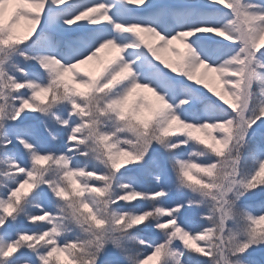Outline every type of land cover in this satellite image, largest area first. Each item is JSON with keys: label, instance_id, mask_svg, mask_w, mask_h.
Returning <instances> with one entry per match:
<instances>
[{"label": "snow or ice", "instance_id": "snow-or-ice-1", "mask_svg": "<svg viewBox=\"0 0 264 264\" xmlns=\"http://www.w3.org/2000/svg\"><path fill=\"white\" fill-rule=\"evenodd\" d=\"M0 264H264V0H0Z\"/></svg>", "mask_w": 264, "mask_h": 264}, {"label": "rangeland", "instance_id": "rangeland-1", "mask_svg": "<svg viewBox=\"0 0 264 264\" xmlns=\"http://www.w3.org/2000/svg\"><path fill=\"white\" fill-rule=\"evenodd\" d=\"M160 2L161 3H183V2H185V0H160ZM79 23H84V22L81 21ZM65 27H75V26L73 25V26H65ZM149 39H154V38L150 37ZM173 43H174V46L182 49V45H180L178 42H173ZM162 55H163L164 59L169 60V61H172L175 59V56L171 51H162ZM153 62L156 64H159V61L153 60ZM84 67H87V66H84ZM160 67H163V65H160ZM166 71L170 72V70H168V69H166ZM170 74L176 75L175 73H171V72H170ZM187 83H192V82L188 81ZM213 99H215V97H213ZM29 122L37 128L38 134L41 137H43V139L46 141L47 144H49V142H51V138L47 136V133L44 131L40 122L38 120H35V119H32ZM16 150L18 152H20L21 154H23L22 146L18 145ZM134 175H136L137 180L140 178V180L138 181L139 186L150 189L148 181H150V180L154 181L151 176L144 174V173H141V172L134 173ZM164 183H165V186L168 187V189H169V197H168L167 202L174 203L176 201L183 199L182 193L173 186V184L171 182V178H170V173H168V172L164 173ZM132 203H139V202L133 201ZM185 215H188V214L185 213Z\"/></svg>", "mask_w": 264, "mask_h": 264}, {"label": "trees", "instance_id": "trees-1", "mask_svg": "<svg viewBox=\"0 0 264 264\" xmlns=\"http://www.w3.org/2000/svg\"><path fill=\"white\" fill-rule=\"evenodd\" d=\"M161 55V57L163 58V55H162V52L159 53ZM193 83V82H192ZM195 87H198V88H201L203 89V85H194ZM205 90V92H207V89H203V91ZM147 95H151L150 93H146ZM209 95L211 93H208ZM40 140H41V143L44 144L45 147H58L59 145L56 144V142L52 141L49 142V144L46 143V141L43 139V137H41L39 134H38ZM140 180V178L138 179V181ZM148 184H149V188L152 189V188H155L156 187V184H155V181H148ZM134 205H137L138 203H133ZM21 226H24V225H21ZM149 235H152V234H149ZM153 238H155V236H153Z\"/></svg>", "mask_w": 264, "mask_h": 264}]
</instances>
